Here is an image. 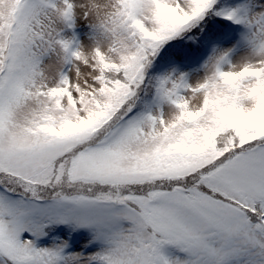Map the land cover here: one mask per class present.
Wrapping results in <instances>:
<instances>
[{"label": "snow or ice", "instance_id": "obj_1", "mask_svg": "<svg viewBox=\"0 0 264 264\" xmlns=\"http://www.w3.org/2000/svg\"><path fill=\"white\" fill-rule=\"evenodd\" d=\"M211 15L244 55L149 79ZM0 264H264V0H0Z\"/></svg>", "mask_w": 264, "mask_h": 264}, {"label": "rangeland", "instance_id": "obj_2", "mask_svg": "<svg viewBox=\"0 0 264 264\" xmlns=\"http://www.w3.org/2000/svg\"><path fill=\"white\" fill-rule=\"evenodd\" d=\"M238 2L239 0H222V4L224 3L223 5H235ZM207 20L208 19L206 18L204 21H202L197 29H200V31L202 30L203 32H205V29L207 28V26H209L208 23L206 22ZM227 24L232 25L230 21H227ZM215 28H222V26L220 27L219 25H216ZM213 29L214 28H209L207 31L209 32V31H212ZM197 31L198 30H193V32H197ZM203 32H200V33H203ZM75 34L76 36H78L81 42L85 44L89 42V36L91 35V32L86 23H80L79 27L76 28ZM210 35H212V39L210 40L209 48H207V50H209V53H210L207 57V60L213 54L219 55L220 53H223L228 50H231V58L233 61H238L244 55L245 48L242 43V39L231 36V37L222 38V39L216 40V42H213L214 38L217 37L218 35L215 36L213 33ZM167 46L168 45H164L160 49V51L157 53L155 58L153 59V62L158 60L157 62L160 64V67L158 64V68H161V69H157L156 71L154 70L152 75L147 74L149 79H154L157 77H164L169 74H175L177 77L180 75H185L190 83H195L198 79H200L203 76L204 74L203 65L205 63H202L200 66H196L195 61L197 59L192 60L190 62L192 64H190L182 60L183 55L181 56L179 53L173 51L172 52L173 57L176 58L174 59V61L166 64L164 63V61L160 60V54H162V51L165 49L169 51L170 47H167ZM37 243L39 246H46L48 243H50V241L43 242L41 240V241H38Z\"/></svg>", "mask_w": 264, "mask_h": 264}, {"label": "trees", "instance_id": "obj_3", "mask_svg": "<svg viewBox=\"0 0 264 264\" xmlns=\"http://www.w3.org/2000/svg\"><path fill=\"white\" fill-rule=\"evenodd\" d=\"M220 4H222V0H220ZM207 23L209 26L205 29V32L200 29H194L198 30L200 33L199 38H194L191 34L187 36H183L181 38H178L176 40L170 41L167 47L169 48V51L167 49L162 51V54H160V60L164 61V63L168 64L174 61L176 59L173 57V51L179 53L181 56L183 55L184 62H191L194 59H197L195 62H197L199 59L203 58L205 54L208 53L210 45V40L212 39V35L214 34L215 37L213 42H216V40L226 38V37H231V36H236L237 38L242 39L244 29L235 24H227V20H224L223 18L215 15H211L207 17ZM216 25H219L222 28H215ZM209 28H214L212 31H207ZM197 31V32H198ZM166 47V48H167ZM158 60L155 62L152 61L151 66L149 67L147 74L152 75L154 70L156 71L158 68ZM160 67V64H159Z\"/></svg>", "mask_w": 264, "mask_h": 264}]
</instances>
